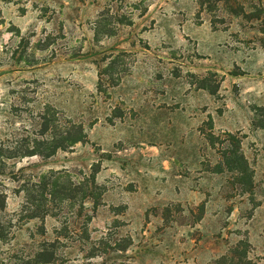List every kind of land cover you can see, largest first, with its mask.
I'll use <instances>...</instances> for the list:
<instances>
[{
	"label": "rangeland",
	"instance_id": "obj_1",
	"mask_svg": "<svg viewBox=\"0 0 264 264\" xmlns=\"http://www.w3.org/2000/svg\"><path fill=\"white\" fill-rule=\"evenodd\" d=\"M0 264H264V0H0Z\"/></svg>",
	"mask_w": 264,
	"mask_h": 264
},
{
	"label": "trees",
	"instance_id": "obj_2",
	"mask_svg": "<svg viewBox=\"0 0 264 264\" xmlns=\"http://www.w3.org/2000/svg\"><path fill=\"white\" fill-rule=\"evenodd\" d=\"M35 154L34 153H30V152H27L26 153V155H24V157H32V156H34ZM49 156H52V154L51 155H49Z\"/></svg>",
	"mask_w": 264,
	"mask_h": 264
},
{
	"label": "crops",
	"instance_id": "obj_3",
	"mask_svg": "<svg viewBox=\"0 0 264 264\" xmlns=\"http://www.w3.org/2000/svg\"><path fill=\"white\" fill-rule=\"evenodd\" d=\"M206 206H207V209H208V207H209L208 205L205 204V206H204V212H205V210L208 211V210L206 209ZM257 209H259V208H257ZM257 212H258V210H257Z\"/></svg>",
	"mask_w": 264,
	"mask_h": 264
}]
</instances>
